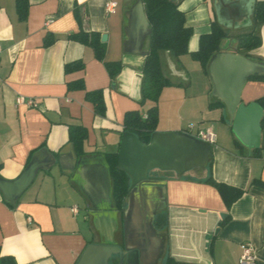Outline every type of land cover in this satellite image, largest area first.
I'll use <instances>...</instances> for the list:
<instances>
[{"label": "crops", "instance_id": "crops-1", "mask_svg": "<svg viewBox=\"0 0 264 264\" xmlns=\"http://www.w3.org/2000/svg\"><path fill=\"white\" fill-rule=\"evenodd\" d=\"M134 1L28 0L26 18L19 20L16 0H0V176L15 180L36 153L39 164L14 206L0 193V255L16 264H76L88 244L98 243L127 248L125 264H164L168 257L183 264H238L242 246L249 244L255 264H264V187L255 183H264V149L256 153L237 139L225 107L209 108L215 101L211 82L189 54L176 62L169 52L161 53L172 86L160 95L156 132L193 136L188 130L193 122L196 130H211L216 135L211 169L209 161L181 176L161 172L165 185L154 188V201L145 210L153 218L146 221L129 207L128 199L122 214L102 205L104 194L111 196L100 167L107 169L103 155L118 153L125 114L144 116L150 106L141 105L145 57L124 51L127 10ZM172 1L193 29L189 52L197 50L200 36L210 32L215 20L229 39L220 50L239 54L235 38L251 30L253 5L259 0ZM109 2L116 3L110 14L105 9ZM80 31L99 35L104 62L121 64L114 82L92 49L71 39ZM258 34L261 45L248 55L264 62V25ZM79 61L82 70L66 71ZM79 82L84 89H69ZM95 90L103 91L104 117L95 116L85 100V94ZM262 96L264 82L248 80L241 101L247 106ZM19 97L33 100L35 106L17 104ZM76 126L87 131L80 158L95 165L86 192L85 183L65 169L78 158L68 141L69 128ZM209 177L244 193L227 208L206 182ZM93 206L102 211L98 218L90 214ZM158 213L166 217L162 229L154 226Z\"/></svg>", "mask_w": 264, "mask_h": 264}, {"label": "water", "instance_id": "water-1", "mask_svg": "<svg viewBox=\"0 0 264 264\" xmlns=\"http://www.w3.org/2000/svg\"><path fill=\"white\" fill-rule=\"evenodd\" d=\"M150 33L145 7L141 0H135L127 10L124 51L145 57L147 51L144 50V45ZM101 40L105 41V36ZM207 73L212 86V96L224 105L237 139L248 148L264 149V131L260 128L263 110L257 103L245 106L241 101L246 82L250 78L264 76V62L249 59L238 54L236 50H220L208 61ZM117 154V168L124 171L129 179V207L135 212L139 211V215L145 219L153 218L150 213L146 214L145 210L154 201V188L165 185L164 180L154 178L150 173L155 170L173 171L177 176H181L189 170L203 168L211 160L212 146L183 132H155L148 144H143L135 135L124 132ZM37 159L38 153L33 155L15 180L8 181L0 176V193L9 205L14 206L34 180L39 170ZM58 161L62 164L60 157ZM72 161L65 169L72 173V179L77 177L85 183L83 192H86L91 187L88 183L89 172L95 165L85 163L80 157L75 162ZM55 162L56 159L50 165ZM100 167L110 182L108 170L102 165ZM106 196L104 194L102 205L108 199ZM90 214L98 218L102 211L93 206L90 208ZM145 221L143 235L147 240ZM128 254L127 248L92 243L86 246L76 264H125Z\"/></svg>", "mask_w": 264, "mask_h": 264}, {"label": "trees", "instance_id": "trees-1", "mask_svg": "<svg viewBox=\"0 0 264 264\" xmlns=\"http://www.w3.org/2000/svg\"><path fill=\"white\" fill-rule=\"evenodd\" d=\"M145 7L146 18L150 26L151 33L147 39V54L142 66L141 83V105L150 104L145 112H128L123 120V133H131L143 143L148 144L150 137L157 131L159 119L158 102L163 89L172 86L171 81L165 76L161 53L169 52L170 55L179 62V58L189 54L191 59L199 64L203 74L208 77L207 64L210 58L220 52V44L227 37L225 30L215 20L211 21L210 32L201 35L198 41V48L194 52H189V41L193 35V29L185 23V13L181 11L177 4L172 0H141ZM16 12L19 20H24L29 6L28 0H16ZM264 25V0L256 1L252 9V25L248 33L236 36V49L239 54L250 59L248 52L257 49L261 45V39L258 34V27ZM71 39L80 44L90 47L94 58L102 62L106 68L111 82H114L116 76L121 70V64L104 62L105 47L100 41L99 35L80 31L73 35ZM51 42L46 40L45 46ZM261 61V60H255ZM262 62V61H261ZM83 62L79 61L65 67L66 71L82 70ZM249 81L264 82V76L250 78ZM69 89H84L83 83L70 84ZM85 100L93 105L94 115L98 117L105 116V103L103 100V91L95 90L85 94ZM209 105V108L224 107L218 100ZM255 103L263 110V116L260 120V128L264 131V96L255 100ZM87 139V131L80 126L69 128V143L73 146L75 155L79 158L84 154L83 145ZM256 149L255 152H259ZM104 161L107 165L108 175L111 185V197L113 208L120 214L123 213L125 201L129 195V179L124 171L117 168V153L104 154ZM211 169V161L208 164ZM211 172V171H210ZM212 185L221 196L223 202L229 208L244 193L243 190L216 182L212 177L206 180ZM254 183V182H253ZM258 185L264 187L261 181H255ZM165 215L156 214L154 226L162 229L166 225ZM0 264H16L12 257H1ZM164 264H183L166 258Z\"/></svg>", "mask_w": 264, "mask_h": 264}, {"label": "built area", "instance_id": "built-area-1", "mask_svg": "<svg viewBox=\"0 0 264 264\" xmlns=\"http://www.w3.org/2000/svg\"><path fill=\"white\" fill-rule=\"evenodd\" d=\"M116 8V3L109 2L106 4L105 9L107 13H113ZM17 104H23L26 103L28 106H35V102L33 100H25L22 97H19L16 99ZM195 129L194 124H189L188 125V130L192 131ZM194 137L198 138L199 140L205 141L209 143L210 145L215 144L216 142V135L209 129H197L195 134L193 135ZM73 212L76 213V210L73 209ZM255 254L253 251V248L249 244H244L242 246V252L241 256L239 258L238 264H255Z\"/></svg>", "mask_w": 264, "mask_h": 264}, {"label": "rangeland", "instance_id": "rangeland-1", "mask_svg": "<svg viewBox=\"0 0 264 264\" xmlns=\"http://www.w3.org/2000/svg\"><path fill=\"white\" fill-rule=\"evenodd\" d=\"M148 42L146 41L145 42V45H144V49H147V46H148V44H147ZM226 43H229V39H223L222 40V42H221V45H220V47L221 48H223V46L226 44ZM196 66H198L197 64H196ZM199 70H201L200 69V67H197ZM199 72H201V71H199ZM198 87H200V83L198 82ZM193 124H195L196 125V122H193ZM197 126V125H196ZM191 132V134H195V132H196V129H194V130H192V131H190ZM162 171H153V172H151L150 174L152 175V174H154V176L155 177H158L159 179H161V174H163V173H161ZM103 206L105 207V208H111V207H113V201H112V197L110 196L107 200H105L104 201V203H103Z\"/></svg>", "mask_w": 264, "mask_h": 264}, {"label": "bare ground", "instance_id": "bare-ground-1", "mask_svg": "<svg viewBox=\"0 0 264 264\" xmlns=\"http://www.w3.org/2000/svg\"><path fill=\"white\" fill-rule=\"evenodd\" d=\"M130 214V213H129ZM129 216V215H128ZM129 219V218H128ZM129 221V220H128ZM129 223V222H128ZM129 225V224H128ZM128 230V229H127ZM131 233V232H130ZM137 236V235H136ZM145 243V242H144ZM132 244V243H131Z\"/></svg>", "mask_w": 264, "mask_h": 264}]
</instances>
